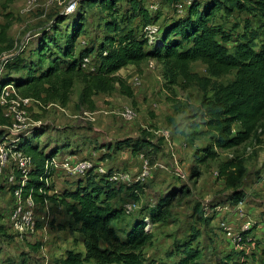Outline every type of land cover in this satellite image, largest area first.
I'll use <instances>...</instances> for the list:
<instances>
[{
	"label": "rangeland",
	"instance_id": "1",
	"mask_svg": "<svg viewBox=\"0 0 264 264\" xmlns=\"http://www.w3.org/2000/svg\"><path fill=\"white\" fill-rule=\"evenodd\" d=\"M83 1L96 0H0V26L5 28V39L11 41H0V48L6 49L0 54V74L24 76L25 68L16 71L12 66L26 65L34 67L32 73L37 76L50 65L48 58L58 55L51 39L58 42L62 35L74 34L82 26L72 59H78V53L85 48H96L105 41L107 33H111L105 27L107 22H116L119 31L121 27L131 28L150 40L197 0H120L117 4L113 0L105 8L100 6L103 0L89 7H83ZM132 1L144 9L146 19L131 14ZM215 21L223 26L227 38L224 45L230 52L237 40H248L254 49L264 40V17L259 14L234 10ZM152 29L156 32L150 34ZM37 47L48 50L47 58L39 61ZM7 59H11L9 63ZM87 59L79 64L81 72L72 79L66 103L31 98L22 103L14 88L8 91V99L1 93L0 103L8 120L1 145L12 151L17 143L28 141L43 154L53 155L54 171L45 181L50 187L48 195L71 191L88 178V171L74 174L64 168L66 160L89 161L91 176L105 175L112 180L110 176L115 175L117 191L111 204L121 213L111 225L121 237L135 220L147 216L159 198L185 190L165 220H146L144 229L151 230L152 239L143 248L145 264H175L189 246L200 252L199 264H221L225 254L238 256L240 250L253 263L261 264L264 248L257 252L244 245L236 246L228 233H239L249 222L250 238L258 242L259 230L264 228H256L264 219V142L254 153L253 143L238 148V154L244 157L245 173L236 187L245 192V199L235 207L227 201L232 188L218 177L219 163L234 151H221L217 158L204 163L196 160L207 138L192 136L187 125L202 97L199 87L181 76L172 81L162 62L147 59L140 66L121 68L111 78L110 90L88 98L87 75L96 73L98 59L95 54ZM67 63L59 60L55 65L63 68ZM190 71L206 75V67L199 61L191 63ZM12 100L18 105L12 107ZM125 107L135 110L134 119L121 117ZM17 110L24 111L27 124L15 132L11 122ZM122 141L128 143L120 144ZM137 141L141 146L133 145ZM18 150L32 158L29 151ZM23 181L22 169L10 152L0 171V264H61L68 250L83 252L82 235L70 214L57 203L33 202L34 223L31 227L19 224L15 214L18 201L22 210L31 208L22 190ZM14 189H21V197L13 194ZM128 204L134 206L126 214ZM241 262L238 258L237 264Z\"/></svg>",
	"mask_w": 264,
	"mask_h": 264
},
{
	"label": "trees",
	"instance_id": "2",
	"mask_svg": "<svg viewBox=\"0 0 264 264\" xmlns=\"http://www.w3.org/2000/svg\"><path fill=\"white\" fill-rule=\"evenodd\" d=\"M103 1L100 6L105 8L113 0ZM167 1L176 3L179 0ZM100 2L83 1L82 6L89 7ZM234 10L264 17V0L193 1L184 14L170 20L162 27L160 35L151 41L131 28L121 27L122 31H119L116 22H107L105 27L111 33H107L105 41L96 48H85L78 53V59H72L71 54L83 30L82 26L74 34L62 35L61 41L51 39L58 55L48 58L50 65L41 69L37 76L32 73L34 67L27 68L26 65L12 66L16 71L25 68L27 73L24 76L0 74V96L4 87L10 85L22 99H60L66 103L72 79L81 72L79 64L91 54L98 59V69L95 74L87 75L88 98L96 92L110 90L111 78L123 67L140 66L147 59L162 62L172 81L181 76L185 82L195 83L202 93L200 103L189 116L187 125L193 132L192 136L207 138V143L196 157L197 162L217 158L221 151H234L230 158L219 163L218 177L232 188L227 196L228 203L237 205L245 199V192L236 187L245 173L244 157L238 154V148L253 143L254 153V149L264 142V40L257 49L248 40H237L233 52L228 51L224 45L227 38L224 37L223 26L215 18L228 17ZM130 12L133 16L137 14L145 18L144 9L137 2L132 1ZM4 33L5 28L1 25L0 41L6 40ZM4 50L0 48V54ZM36 52L41 54L39 61L47 58L48 50L37 47ZM10 60L7 59L6 63ZM59 60L68 63L59 68L55 65ZM196 61L205 65V76L191 73L190 65ZM229 76L231 78L228 79ZM7 123L0 103V138ZM124 143L128 141L120 144ZM133 145L138 147L141 143L137 141ZM15 149L32 154L33 166L25 174L23 193L29 195L35 204L49 201L61 205L83 236L84 251L68 250L61 264H145L143 248L152 239L151 230L144 229L146 220H165L172 204L185 193V190L176 191L159 198L147 216L135 220L127 231L121 232V237L111 225L121 213L111 204L117 191L113 180H108L105 175L91 176L92 170H88V178L78 182L71 191L48 195L50 187L45 181L51 178L54 171L53 155L43 154L28 141L17 143ZM249 232L250 229L242 232V246L252 243ZM238 254H225L221 264H237V258L246 256L243 250ZM200 258L198 249L189 246L182 250L175 264H199Z\"/></svg>",
	"mask_w": 264,
	"mask_h": 264
},
{
	"label": "built area",
	"instance_id": "3",
	"mask_svg": "<svg viewBox=\"0 0 264 264\" xmlns=\"http://www.w3.org/2000/svg\"><path fill=\"white\" fill-rule=\"evenodd\" d=\"M71 7L72 5L70 6V8ZM154 32H156V29L155 30L152 29L149 33L152 34ZM86 61H88L87 57L83 59L84 63H86ZM10 89H13V87H11L10 85H7L2 90V95L3 97L6 96V99H8V97L11 95L10 93H8ZM29 101H30V98L21 99L22 103H27ZM10 105L12 107H15V105H18V103L12 100ZM135 116H136V112L132 107H125L121 112V117L124 120H132L135 118ZM26 124H27L26 114L22 110H17L13 115V120L11 122V129L15 132H18L21 129L25 128ZM10 152L12 153V156L17 159L18 165L22 169V173L25 178L26 177L25 174H27L26 171H29L31 167L33 166L31 158L27 154H25L24 152L18 149H14L11 151L10 149H7L5 146L1 145V143H0V171L4 167ZM62 165L64 168H66L67 170L71 171L74 174H84L85 172L90 170V168L92 167V164L87 160H79V161L66 160L64 161V163H62ZM110 178L112 180L117 179L115 175L110 176ZM23 184H24V181H23ZM21 192H22L21 189H14L13 194H15L17 197H21ZM26 202L31 208L28 210H22V208L19 206L20 201H18V207L16 209L15 214L19 216V220H20L19 224L21 226L24 225V226L31 227L32 224L34 223L33 213H32L34 204H33L32 198L29 195L27 196ZM133 206L134 205L132 204L126 205L124 212L126 214H129ZM261 227H264V219L261 220L260 223L256 224V228H261ZM250 228H251V225L249 222H247V224H244L241 227V230L239 231V233H228V235L231 237L232 241L236 243V246L241 245L242 232L247 231ZM242 264H253V262L250 258L245 257L243 259Z\"/></svg>",
	"mask_w": 264,
	"mask_h": 264
},
{
	"label": "crops",
	"instance_id": "4",
	"mask_svg": "<svg viewBox=\"0 0 264 264\" xmlns=\"http://www.w3.org/2000/svg\"><path fill=\"white\" fill-rule=\"evenodd\" d=\"M263 140H264V138H263ZM235 206V205H234ZM235 207H237V205L235 206ZM259 232H260V235H259V240H258V242H256L254 239H252V243H250L249 245H247V247L249 248V249H254V251H260V248H264V228L263 229H260L259 230ZM79 233V232H78ZM82 235V234H81ZM257 243V244H256ZM82 244H83V236H82ZM232 244V243H231ZM254 245H257V246H254ZM234 248H232L233 250H236V246H233ZM247 248V249H248ZM257 248H259V250L257 249ZM262 252V251H261ZM245 254V253H244ZM239 255V254H238ZM245 257H248L247 255L245 256ZM261 258H262V263L261 264H264V254H261V256H260ZM243 259H244V257H241V261H243ZM237 261H238V258H237ZM253 261V260H252ZM241 264H242V262H241ZM253 264H258L257 263V261L256 262H254Z\"/></svg>",
	"mask_w": 264,
	"mask_h": 264
}]
</instances>
